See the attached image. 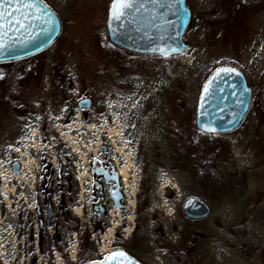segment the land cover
I'll use <instances>...</instances> for the list:
<instances>
[{
  "label": "rangeland",
  "instance_id": "obj_1",
  "mask_svg": "<svg viewBox=\"0 0 264 264\" xmlns=\"http://www.w3.org/2000/svg\"><path fill=\"white\" fill-rule=\"evenodd\" d=\"M43 2L58 15L61 32L49 47L33 56L0 62V93L13 97L20 92L16 90L19 87L22 93H45L61 103L64 111L73 106L80 120L82 114L76 104L91 99L90 114L101 113L116 122L114 128H108L112 130L109 136H119L124 143L117 149L128 155V168H132L134 153L124 148L126 135L122 132L126 126L135 125L142 188L155 190L158 221L165 208L173 221L185 222L182 209L179 212L184 200L199 197L209 205L210 213L195 224L206 233V253H199L196 259L207 264H264V0H186L191 11L183 35L186 50L169 56L127 51L125 58L107 50L111 44L106 33L111 0ZM236 11L241 22L238 27L233 25ZM82 54L99 59L96 65L100 69L92 73ZM221 66L236 68L245 76L252 99L235 130L210 136L196 127L195 112L202 86ZM36 76L41 80L33 85L31 80ZM101 125L106 128L105 120ZM71 130L77 132L89 152L100 154L96 137L102 136L99 126L75 120ZM184 136L201 143L191 156L181 151ZM77 144L73 147L79 151L73 152L80 155V142ZM6 154V148H1L0 264H82L90 260L93 255L81 246L78 232L67 243L45 239L40 246L34 237L36 231H30L24 242L21 237L10 240L1 217V206L12 185ZM174 186L180 192L169 198L176 192ZM97 236L98 243L89 244L99 254L105 244H101L99 233ZM145 239L147 244L157 237L148 233ZM160 257L169 258V254Z\"/></svg>",
  "mask_w": 264,
  "mask_h": 264
},
{
  "label": "flooded vegetation",
  "instance_id": "obj_2",
  "mask_svg": "<svg viewBox=\"0 0 264 264\" xmlns=\"http://www.w3.org/2000/svg\"><path fill=\"white\" fill-rule=\"evenodd\" d=\"M40 78L36 76L32 84H37ZM19 88L20 92L13 97L0 93V149L6 148L12 184L3 202L6 204L1 206V217L11 241L13 237L14 240L21 237L24 242L30 231H36L34 237L40 246L45 239L54 244L67 243L78 232L80 239L85 237L97 244L99 233L101 244H105L104 252L123 251L140 264H207L196 259L199 253H206L203 243L206 233L202 226L195 227L206 217L190 219L184 214L185 222L173 221L163 208L158 221L155 190L142 188L135 125L126 126L122 132L126 135L124 148L134 153L132 168H128L125 166L128 155L117 149L124 143L119 136H109L112 130L108 128L116 125L113 119L81 109L80 120L73 106L64 111L61 103L45 93H22L23 88ZM81 101L76 104L78 108ZM91 104L90 99L89 108ZM75 120L102 130V136H96L100 154L89 152L77 138V132L71 130ZM104 120L106 128L101 125ZM90 136L95 138V134ZM85 139L90 144L89 136ZM78 142L80 155L73 152L79 151L73 147ZM123 167H127L125 178L120 172ZM174 187L176 192H171L169 198L180 192ZM184 203L179 212L181 209L183 212ZM75 216L79 220L74 222ZM148 233L157 240L146 244ZM165 252L169 258L160 257Z\"/></svg>",
  "mask_w": 264,
  "mask_h": 264
},
{
  "label": "water",
  "instance_id": "obj_3",
  "mask_svg": "<svg viewBox=\"0 0 264 264\" xmlns=\"http://www.w3.org/2000/svg\"><path fill=\"white\" fill-rule=\"evenodd\" d=\"M26 0H0V11L11 12L0 20L4 27L0 28V62H9L34 55L48 46L57 38L61 31V21L58 15L41 0H35V9H26L23 3ZM143 8L118 21H110V8L107 17L106 33L109 42L128 51L149 55H165L154 49L163 48L166 55L178 54L188 48L183 35L190 23L191 11L186 0H140ZM111 5V4H110ZM15 9H20L15 11ZM43 9V11H39ZM41 16L42 19H36ZM51 17L54 21V31L49 36L42 31L48 25L45 20ZM19 20L24 27L17 24ZM111 25V27H110ZM115 29V32L112 31ZM171 49H177L173 52ZM218 69H234V72H221L216 76ZM238 73V74H237ZM213 82L212 95L205 99L201 107V94L205 84ZM221 89H223L221 91ZM244 95L241 96L240 93ZM235 93V95H233ZM252 89L245 76L236 68L221 66L214 70L202 86L195 113V125L203 131L207 127H214L216 132L226 133L235 130L243 121L251 105ZM243 100L244 104H238ZM80 108H88L89 100L85 99L79 104ZM229 121H232L231 123ZM185 215L191 219H198L209 214L210 208L199 198H189L184 206ZM102 259L86 262L84 264H100ZM125 253V252H124ZM129 260L123 264H140L127 255ZM123 259V258H119ZM107 264H117L116 261Z\"/></svg>",
  "mask_w": 264,
  "mask_h": 264
},
{
  "label": "snow or ice",
  "instance_id": "obj_4",
  "mask_svg": "<svg viewBox=\"0 0 264 264\" xmlns=\"http://www.w3.org/2000/svg\"><path fill=\"white\" fill-rule=\"evenodd\" d=\"M43 2V0H41V3ZM157 0H152V3H156ZM23 7L26 9H35L36 8V3L35 0H26V2L23 3ZM143 8V3L140 2V0H111V5H110V21H118L121 20V18L131 14L130 10L135 9L136 12H139L141 9ZM20 9H15V11H19ZM39 11H43V9H39ZM11 16L12 13L11 12H5V11H0V20L5 19V16ZM36 19H42L41 16H36ZM17 24H20L21 27H24V25L19 21H15ZM45 24L48 25V27H45L42 31L43 35L49 36L50 38V33L52 31H54V21L52 20L51 17H48L45 21ZM4 25L3 23H0V28H3ZM111 27V25H110ZM113 32H115V29H112ZM154 51H159L162 54H167L166 50L163 48H158V49H154ZM171 51L175 52L177 51V49H171ZM235 70L232 69H218L216 72V76H219L221 72H234ZM238 74V73H237ZM212 86H213V82L211 80H209L205 86L203 87L202 90V94H201V107H203V102L205 101V99L211 97L212 95ZM223 89H221L222 91ZM233 95H235V93H233ZM241 96L244 95L243 92L240 93ZM131 97H129L130 99ZM238 104L243 105L244 101L243 100H238L237 101ZM138 102L134 103L132 105V108L137 107ZM112 105H109V107H111ZM230 123L232 121H229ZM134 127V125H132ZM204 131H208V132H216L217 129L214 127H207L205 129H203ZM130 142V141H129ZM119 258H123L122 260ZM129 260V258L127 257V254L124 253L123 251H114L112 252L110 255H108L107 257H105L104 261H101L100 264H107V262H112V261H116L117 264H123V261H127Z\"/></svg>",
  "mask_w": 264,
  "mask_h": 264
},
{
  "label": "trees",
  "instance_id": "obj_5",
  "mask_svg": "<svg viewBox=\"0 0 264 264\" xmlns=\"http://www.w3.org/2000/svg\"><path fill=\"white\" fill-rule=\"evenodd\" d=\"M237 14L239 15V13L236 11V19H235V22H233V25L235 24L238 27V25L241 22H240ZM107 50H109L110 52H117L119 55L123 56V58H125L126 55L129 54L126 50H123V49H121V48H119L117 46L111 45V44L107 47ZM81 57H82V60L84 62L86 61L89 64L88 69L89 68H90V70L93 69L92 73L93 72L95 73V70L97 68L100 69L99 65H96V62H98L99 59H91V58H88V56L86 54H82ZM100 58L102 59V57H100ZM56 62H57V60H56ZM105 64H106V62L103 65H105ZM93 66L96 67V68H94ZM92 73H88V74H90V76H94V74H92ZM207 134H209V133H207ZM209 135L210 136H215V135H220V134H211L210 133ZM200 145H201V143L197 139H191V138H188L187 139L185 137V139L181 142V151L182 152H187L188 155L191 156V155H193V154H195L197 152V150H198V148H199ZM210 157L214 161V156L211 155ZM216 171H218V170H216ZM199 195H202V191L199 192ZM89 243L90 242L88 241L87 238H83L81 240V246H83L85 250H88L91 253L92 247L90 246Z\"/></svg>",
  "mask_w": 264,
  "mask_h": 264
},
{
  "label": "bare ground",
  "instance_id": "obj_6",
  "mask_svg": "<svg viewBox=\"0 0 264 264\" xmlns=\"http://www.w3.org/2000/svg\"><path fill=\"white\" fill-rule=\"evenodd\" d=\"M126 170H127V167H123V168H121V170H120L121 175L123 176V178L126 177Z\"/></svg>",
  "mask_w": 264,
  "mask_h": 264
}]
</instances>
